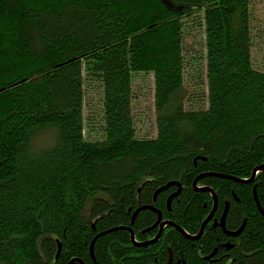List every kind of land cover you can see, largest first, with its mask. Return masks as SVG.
Masks as SVG:
<instances>
[{
  "label": "trees",
  "instance_id": "1",
  "mask_svg": "<svg viewBox=\"0 0 264 264\" xmlns=\"http://www.w3.org/2000/svg\"><path fill=\"white\" fill-rule=\"evenodd\" d=\"M252 1L0 0V264H95L101 232L97 264H165L169 249L171 264H264V171L235 180L264 164ZM135 74L153 77L155 137L137 135ZM200 94L206 103L188 108ZM203 173L213 175L197 185L213 189L218 216L229 201L226 228L246 220L228 256L218 247L211 258L225 239L209 224L194 240L167 225L146 247L117 228L155 236L159 226L145 232L152 209L131 224L152 205L197 234L213 207L212 193L193 186ZM171 181L182 189L169 208L177 185L153 197Z\"/></svg>",
  "mask_w": 264,
  "mask_h": 264
},
{
  "label": "rangeland",
  "instance_id": "2",
  "mask_svg": "<svg viewBox=\"0 0 264 264\" xmlns=\"http://www.w3.org/2000/svg\"><path fill=\"white\" fill-rule=\"evenodd\" d=\"M253 25H254V46L253 61L258 69L264 71V0H253ZM197 28H195V31ZM193 32L194 29L192 30ZM200 42V41H199ZM189 46L194 47L193 40H189ZM188 69V83L190 88H194V83L203 73L202 64L200 72L198 65H194ZM202 68V69H201ZM200 73V74H199ZM134 98L133 111L135 118V127L139 137H155L157 135V127L155 120V104H154V81L152 75L135 74L133 82ZM90 97L93 100L92 113L95 115L93 135H98L97 127H100V96L96 90L90 91ZM206 101L203 100L202 94L200 98L192 97L186 104L188 108H197L203 106Z\"/></svg>",
  "mask_w": 264,
  "mask_h": 264
},
{
  "label": "water",
  "instance_id": "3",
  "mask_svg": "<svg viewBox=\"0 0 264 264\" xmlns=\"http://www.w3.org/2000/svg\"><path fill=\"white\" fill-rule=\"evenodd\" d=\"M259 171H264V164L263 165H260V166H257L255 167V169L253 170V173H252V176L249 178V179H238V178H235V180H238L240 182H251L255 179V176H256V173L259 172ZM209 175H213L212 173H203V174H199L193 181V186L196 190H199V191H209L212 193L213 195V199H214V207L212 209V211L210 212V214L204 219V221L202 222V225H201V228L199 230V232L195 235H191L189 234L188 232L185 231V229L183 227H181L180 225L174 223L173 221H162V211L160 209H157L155 208L154 206L152 205H142L140 207H138L133 215H132V220H131V224L133 223L134 219H135V216L137 215V213L139 211H141L142 209H152L153 211L157 212L158 213V220L156 221V223L154 224V226L158 225L160 223V229L158 231V233L152 238V239H149V240H146V241H137L135 239V232L133 230V228L131 226H119L117 228H126L130 231V234H131V240H132V243L136 246H139V247H146L150 244H153L155 242L158 241V239L160 238L163 230H164V227L166 225H171V226H174L176 228H178L183 234L184 236H186L187 238L189 239H198L201 237L202 233L204 232V229H205V226L206 224L211 220L212 216H213V213H214V210H215V207H216V204H217V201H218V198H217V195L215 194V192L213 191L212 188H209V187H198L197 186V183L199 181V179L205 177V176H209ZM219 176V175H217ZM172 185H177L178 186V189L174 192H172L169 197H168V200H167V204H168V207L170 208L171 206V202L173 200L174 197H176L177 195L180 194L181 192V189H182V186L179 182L177 181H171V182H168L167 184H164L162 186H160L154 193V200L156 199L157 195L168 189L169 187H171ZM254 195H255V199L257 201V204H258V208L261 212H263V210L261 209L260 205H259V202H258V198H257V194H256V186L254 188ZM227 209H228V206L225 208V211L222 215V218L219 222V225L225 230V217H226V213H227ZM243 226L244 224L235 232H227L229 235H238L242 229H243ZM105 232H101L99 234H97L94 239L92 240L91 242V245H90V253H91V256L93 258V260L95 261V264H97L96 262V259H95V255H94V243H95V240L98 236L104 234ZM60 250H61V244L59 243L58 244V252H57V257L59 256L60 254ZM79 262L80 264H85L80 258H73L71 261H69L67 264H72L73 262Z\"/></svg>",
  "mask_w": 264,
  "mask_h": 264
},
{
  "label": "flooded vegetation",
  "instance_id": "4",
  "mask_svg": "<svg viewBox=\"0 0 264 264\" xmlns=\"http://www.w3.org/2000/svg\"><path fill=\"white\" fill-rule=\"evenodd\" d=\"M176 191V190H175ZM228 206V208H229V201H227L226 203H225V208ZM213 207H214V199H213ZM213 207H212V209H213ZM225 208H224V210L221 212L222 214L220 215V216H218V213L220 212V211H218V201H217V204H216V207H215V210H214V213H213V216H212V218H211V220L207 223V224H209L211 227H212V229H211V231H216L218 228H220L221 229V231L223 232V234H224V237H223V239H225L224 241H221L222 240V237H217V241L219 242V244L215 247V251L213 252V254L211 255V258L212 257H215L216 256V254H218V247H220V250L225 254V255H229V250L234 246V244H235V241H239V239H240V234H241V232L238 234V235H229L227 232H235V231H237L243 224H245V221L246 220H244L243 221V223L241 224V226L239 227V228H237V229H234V230H229V229H227L226 228V220H225V223H224V225H225V230L219 225V222H220V220H221V218H222V215H223V213H224V211H225ZM212 209L210 210V212L212 211ZM227 211H228V209H227ZM210 212H209V214H210ZM208 214V215H209ZM227 214V213H226ZM207 215V216H208ZM225 219H226V217H225ZM158 220V219H157ZM162 221H166V220H163L162 219ZM156 223V222H155ZM154 223V224H155ZM156 226H159V229H160V223L158 224V225H156ZM156 226H151L150 228H147L146 230L147 231H145V232H148L151 228H153V227H156ZM244 227V226H243ZM243 230V229H242ZM205 231V230H204ZM158 233V232H157ZM204 235V232L202 233V235H201V237ZM162 236V235H161ZM161 236H160V238H161ZM154 237V236H153ZM153 237H148L147 239H145L144 241H146V240H149V239H152ZM200 237V238H201ZM159 238V239H160ZM199 238V239H200ZM169 251V253H168V261L165 263V264H171L172 262H173V260H174V255H173V251L171 250V249H169L168 250ZM221 255H223V254H221ZM221 255H218V257H220ZM207 257V256H206ZM215 259H218V258H215ZM214 260H211V262H213ZM184 264V261H182V259L181 258H177L176 259V264Z\"/></svg>",
  "mask_w": 264,
  "mask_h": 264
}]
</instances>
